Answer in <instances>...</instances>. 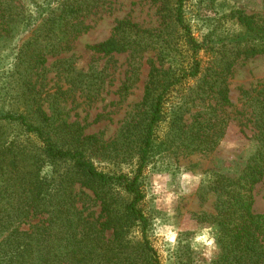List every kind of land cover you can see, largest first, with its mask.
I'll return each instance as SVG.
<instances>
[{
  "label": "trees",
  "instance_id": "16d2710c",
  "mask_svg": "<svg viewBox=\"0 0 264 264\" xmlns=\"http://www.w3.org/2000/svg\"><path fill=\"white\" fill-rule=\"evenodd\" d=\"M90 1L58 0L21 47L25 66L18 75L23 80L12 109L0 112V264H59L62 259L69 264H158L146 236L148 218L139 204L144 198L143 170L170 115L168 101L184 83L202 77L206 87L198 86L188 96L201 98L196 92L201 89L217 94V105H228L226 80L234 62L264 54V19L232 9L227 16L239 27L232 34L217 33V72L209 85L205 74L201 76L198 58L206 41L194 35L185 13L186 0H152L161 25L157 36L165 51L177 53V62L174 67L151 66L136 115L117 137L106 141L101 134L85 133L83 125L68 121L60 112L46 111L35 91L38 67L32 53L36 50L29 47L42 35L48 43L37 53L43 62L47 47L60 48L95 13ZM31 15L22 0H0V40ZM152 36L151 29L123 17L115 20L108 38L88 48L102 55L127 53L131 74L137 75ZM244 96L255 146L236 175L217 173L214 178L213 219L220 251L212 264H264V212L253 209L254 188L264 177V85ZM181 122L178 107L165 134L183 132L186 137L188 130H182ZM226 123L217 115V143ZM202 142L192 149L209 147H201ZM98 157L117 165L128 161V170L100 169ZM90 201L98 211L93 219L88 214L93 212ZM133 231L137 236H132Z\"/></svg>",
  "mask_w": 264,
  "mask_h": 264
},
{
  "label": "rangeland",
  "instance_id": "374dc122",
  "mask_svg": "<svg viewBox=\"0 0 264 264\" xmlns=\"http://www.w3.org/2000/svg\"><path fill=\"white\" fill-rule=\"evenodd\" d=\"M22 1L28 15H32L0 40V112L12 109L23 80L18 75L25 66V56L21 57L23 42L35 35L42 17L58 2ZM90 6L95 7V13L85 19L84 27L60 48L47 47L43 62L37 53L48 43L41 35L30 44L29 47L36 50L32 53L35 54V62H32L35 69L38 67L35 91L38 90L36 95L48 113L60 112L68 121L83 125L85 133L101 134L103 139L111 141L136 115L151 66L174 67L178 55L173 50L165 51L163 40L157 36L161 25L157 3L152 0H91ZM237 8L256 19H264V0H186L185 13L194 35L206 41L198 58L201 76L205 74L209 85L217 72V33L232 34L238 29L227 16ZM123 17L151 29L153 34V42L141 54L137 75L131 74L132 60L127 53L102 55L88 48L108 38L115 20ZM209 74L211 77L207 76ZM201 82L202 77L190 80L173 93L166 105L169 120L161 125L160 138L143 170L144 198L139 206L148 218L146 236L158 255V264H212L217 258L220 247L213 219L217 208L214 178L217 173L236 175L254 149L248 120L250 109L245 106L244 95L264 85V54L240 57L234 62L226 80L228 105H217V94L201 89L196 90L201 98L193 99L196 94H191L192 98L188 96L194 93L192 89L206 87ZM214 84L216 89L217 81ZM178 107L182 130H188L186 137L183 132L165 134L171 113ZM217 115L227 122L218 143ZM195 135L198 136L193 139ZM198 141H204L201 147H209L192 149ZM95 160L104 170L127 171L130 163L117 165L109 158L99 157ZM253 195L254 212L263 213L264 177L256 184ZM88 204L93 211L88 213L89 218L93 219L98 215L97 207L91 201ZM132 236H137V232L133 231ZM201 236L206 239H198ZM206 240H211V244ZM59 264L69 263L62 259Z\"/></svg>",
  "mask_w": 264,
  "mask_h": 264
},
{
  "label": "clouds",
  "instance_id": "9594fccd",
  "mask_svg": "<svg viewBox=\"0 0 264 264\" xmlns=\"http://www.w3.org/2000/svg\"><path fill=\"white\" fill-rule=\"evenodd\" d=\"M198 239H206V237L201 236V237H198ZM206 242L209 243V244H211L212 241L211 240H206Z\"/></svg>",
  "mask_w": 264,
  "mask_h": 264
}]
</instances>
